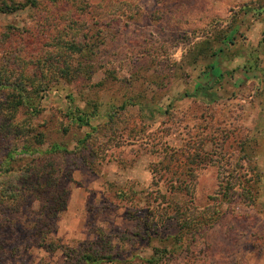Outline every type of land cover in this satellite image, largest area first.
<instances>
[{
    "label": "rangeland",
    "instance_id": "374dc122",
    "mask_svg": "<svg viewBox=\"0 0 264 264\" xmlns=\"http://www.w3.org/2000/svg\"><path fill=\"white\" fill-rule=\"evenodd\" d=\"M0 38V51L36 68L76 66L70 40L96 49L83 57L95 69L54 80L38 100V129L66 144L75 166L65 209L47 247L0 264H85L76 254L91 242L121 258L97 264H264V0H36L0 13ZM185 145L172 168L188 196L151 172L165 146ZM188 197L195 228L166 238L178 229L173 202Z\"/></svg>",
    "mask_w": 264,
    "mask_h": 264
},
{
    "label": "trees",
    "instance_id": "16d2710c",
    "mask_svg": "<svg viewBox=\"0 0 264 264\" xmlns=\"http://www.w3.org/2000/svg\"><path fill=\"white\" fill-rule=\"evenodd\" d=\"M35 5L36 0H0V13H13ZM8 39L9 35L5 34L3 44ZM97 39L101 41V38ZM77 43L70 40L64 45V54L68 55L66 57L79 54L76 66L67 59L60 60L59 65L54 64L53 60H42L36 68V65L27 60H15V56L11 55L12 49L6 53L2 47L0 51V258L16 259L28 255L30 247H47L43 239L46 237L44 233L65 209L63 182L75 167L73 163H68L70 150L61 141L45 140L44 131L38 129L36 118L42 111L38 100L52 88L54 80L71 83L80 74L95 69L94 64L84 62L87 60L83 58L96 51L91 47L93 44L84 40H77ZM5 48L9 49L8 46ZM49 51L46 48L44 56ZM14 52L20 54L21 46L15 47ZM205 52V47L198 46L199 54L203 55ZM211 54H215V51L212 50ZM132 99L127 100L134 104ZM86 104L89 105V102L84 101L83 108H79L81 113H86ZM88 116L84 118L80 115L77 119L83 121ZM187 146H165L157 164L151 169L154 183L161 186L167 183L174 185L186 196L189 195L186 190L187 177L172 167L175 163L178 166L182 163L181 160L188 157ZM31 198L38 200V207L32 208L29 205ZM173 203L168 219L174 221L178 229L175 234H166L165 237L181 242L183 237L188 238L197 222L187 212L191 198L188 197L185 205L178 201ZM23 217L25 223H22ZM90 244L82 247V251L76 254L81 263L121 261L118 256L114 258L108 252H99V242L95 247H92V242ZM171 250L172 248L162 247L159 251ZM127 260L124 258L122 261L126 264ZM148 261L153 260L149 258Z\"/></svg>",
    "mask_w": 264,
    "mask_h": 264
}]
</instances>
